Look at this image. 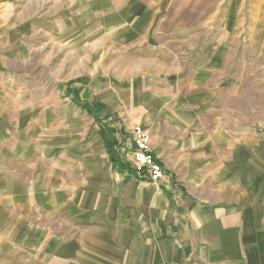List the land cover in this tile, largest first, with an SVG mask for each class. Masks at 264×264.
<instances>
[{
  "label": "crops",
  "instance_id": "1",
  "mask_svg": "<svg viewBox=\"0 0 264 264\" xmlns=\"http://www.w3.org/2000/svg\"><path fill=\"white\" fill-rule=\"evenodd\" d=\"M0 264H264V0H0Z\"/></svg>",
  "mask_w": 264,
  "mask_h": 264
},
{
  "label": "built area",
  "instance_id": "2",
  "mask_svg": "<svg viewBox=\"0 0 264 264\" xmlns=\"http://www.w3.org/2000/svg\"><path fill=\"white\" fill-rule=\"evenodd\" d=\"M133 150L125 156L131 163L137 176H146L150 182L158 183L165 177L162 163L152 152V140L149 131L137 125L132 131Z\"/></svg>",
  "mask_w": 264,
  "mask_h": 264
},
{
  "label": "trees",
  "instance_id": "3",
  "mask_svg": "<svg viewBox=\"0 0 264 264\" xmlns=\"http://www.w3.org/2000/svg\"><path fill=\"white\" fill-rule=\"evenodd\" d=\"M117 142V144H119V142L118 141H116Z\"/></svg>",
  "mask_w": 264,
  "mask_h": 264
}]
</instances>
